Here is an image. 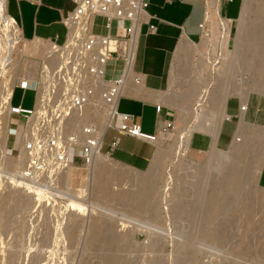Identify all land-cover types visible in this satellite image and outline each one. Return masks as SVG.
<instances>
[{
  "label": "rangeland",
  "instance_id": "374dc122",
  "mask_svg": "<svg viewBox=\"0 0 264 264\" xmlns=\"http://www.w3.org/2000/svg\"><path fill=\"white\" fill-rule=\"evenodd\" d=\"M239 4L240 0H220L221 16L236 14ZM241 7L247 10H242L239 16L243 15L246 28L240 18V28L238 19L224 24L226 47L222 56L213 53L211 44H198L201 36L188 39L189 47L172 56L166 92L171 124L157 137L149 167L138 171L104 154L98 158L102 170L111 174L110 189L98 186L99 172L93 167V157L87 164L73 161L52 181L48 177L40 179L47 182L45 187L22 178L18 168L23 156L17 155L16 150L10 154L12 133L7 130L8 125L14 128L19 124L17 117L5 113L0 129V264H108L109 261L112 264H264V187L258 181L264 163V109L253 111L249 129L238 118L237 122L242 123L238 122L240 131L237 128L236 131L243 134H234L236 139L232 138L230 148L222 150L216 142L212 143L216 125L226 117L225 112L219 113L221 109L218 112L211 107L214 104L211 95H216L219 88L227 87L228 94L222 98L225 102L240 89V97L235 96L242 98L241 102L250 95L254 99L264 98V76L250 64L251 69L245 65L239 69L232 60L237 29L239 36H249L248 23L260 29L261 49H264V0H242ZM2 17L0 13L3 28H9L8 53L42 57L49 49L50 43L20 39L17 26ZM96 20L91 17V21ZM124 25L125 22L113 21L112 31L120 32ZM206 28L212 40L220 38L221 26L215 12ZM242 40L237 43L245 56L255 57L258 45ZM0 46L3 47L2 42ZM262 52L258 53L263 61L261 70L264 69ZM19 61L11 56L12 65L24 68L37 64L26 59ZM110 72L108 65L107 75ZM33 100V89L14 88L12 104L31 107ZM256 103L260 105L259 101ZM243 105L244 101L240 106L244 111L246 105ZM221 107L225 111V103ZM259 111L262 114L257 115ZM103 116L98 119L89 113L83 120L94 118L100 126ZM205 123L209 124L207 133L201 127ZM233 126L227 123L225 132ZM259 130L263 131L260 135ZM202 135L209 139L208 146L203 150L191 148V138L199 139ZM237 143L243 146V151H248L246 162L250 167L249 173L247 166L239 168L238 194L233 196L226 193L224 181L233 165L228 152L241 149ZM156 159L157 166L153 168L151 164ZM151 169L154 170L152 188L146 193L147 203L142 210H137L127 198L119 200L117 188L123 178L134 181ZM101 194L108 200L101 199ZM211 195L212 206H209L207 200ZM207 210H215L210 221L206 220Z\"/></svg>",
  "mask_w": 264,
  "mask_h": 264
},
{
  "label": "built area",
  "instance_id": "2783aa9c",
  "mask_svg": "<svg viewBox=\"0 0 264 264\" xmlns=\"http://www.w3.org/2000/svg\"><path fill=\"white\" fill-rule=\"evenodd\" d=\"M73 1V8L62 17L66 26L63 40H50L52 44L42 57L8 53L9 28H3L0 19L3 45L0 46V129L5 113L17 117L19 127H7L12 133L10 154L12 150L22 154L18 168L22 178L40 182L44 187L48 184L40 179L54 180L73 161L89 163L101 151L103 136L109 127L142 140L156 141L159 132L171 124L166 118L158 133H147L141 130L133 113L119 111L117 107L129 75L133 74L130 80L133 83L143 81L142 74L134 70L138 35L143 23L149 32L156 29L146 12L147 1ZM91 17L98 20L91 21ZM11 18L20 28L16 19ZM113 21L125 22L120 32L112 31ZM200 26L202 29L203 22ZM11 56L37 64L24 68L12 65ZM108 65L112 72L107 75ZM114 71L118 74L112 77ZM15 87L34 90L31 107L12 104ZM5 92L6 98H3ZM160 107L156 105L157 111ZM85 111L93 117L102 111L111 120L101 129L94 118L83 120ZM117 140L115 137L112 143Z\"/></svg>",
  "mask_w": 264,
  "mask_h": 264
},
{
  "label": "crops",
  "instance_id": "0c3cea01",
  "mask_svg": "<svg viewBox=\"0 0 264 264\" xmlns=\"http://www.w3.org/2000/svg\"><path fill=\"white\" fill-rule=\"evenodd\" d=\"M146 1L149 21L155 24L156 29L153 32L147 31L146 23L140 27L134 70L142 74L143 81L138 84L127 82L126 91L119 97L117 107L119 111L133 113L134 120L140 124L142 131L158 133L162 121L170 117L167 110L168 104H166V92L170 83L169 67L177 46L183 42L189 47L188 39L195 40L201 36L198 44H211L213 53L217 56L221 55L226 47L224 24L239 18L242 0H240L236 14H224L228 18L221 16L223 14L220 13V0ZM73 6V0H5L6 12L13 16L20 25L21 29L17 27L20 39L50 44H52L50 40L57 42L63 40L66 26L62 17ZM213 12L219 18L221 26L220 38L217 40L209 37L206 28L213 18ZM203 21L205 28L201 32L200 24ZM117 74L118 72H114L111 76L114 77ZM157 104L161 105L159 111L156 109ZM240 105L241 101L235 95L229 96L225 102L226 117L221 122L217 139L218 148L222 150L229 147L234 137L240 116ZM227 123L234 125L229 132H225ZM208 125L205 123V126H201L205 127L206 133ZM106 134H108L107 137H105ZM160 134H162L161 131L158 136ZM115 137H118V140L113 144ZM208 144L209 139L203 135L199 139L191 138L190 141L191 148L195 150H203ZM156 148L155 141L142 140L109 127L105 130L100 152L105 156H110L116 162L142 171L149 167ZM258 181L264 187V163Z\"/></svg>",
  "mask_w": 264,
  "mask_h": 264
},
{
  "label": "bare ground",
  "instance_id": "6f19581e",
  "mask_svg": "<svg viewBox=\"0 0 264 264\" xmlns=\"http://www.w3.org/2000/svg\"><path fill=\"white\" fill-rule=\"evenodd\" d=\"M244 4V3H243ZM244 6V5H243ZM245 6H246V4H245ZM242 8V7H241ZM244 8V7H243ZM243 10V9H242ZM241 10V11H242ZM246 9H244L243 11L244 12H246L245 11ZM243 12V13H244ZM0 13H1V17L3 18V19H5V21L6 22H8L9 24H11V25H15V24H13V20L11 19V17L8 15V13L6 12V9H5V0H0ZM241 14V13H240ZM245 14V13H244ZM246 15V14H245ZM245 15H244V17H245ZM242 17H243V15H241ZM242 17H239L240 19H241V21L242 20H244V18L242 19ZM224 18H228V17H226L225 15H224ZM238 18V21H240V19ZM245 19H246V17H245ZM238 21H235V22H237V23H239ZM241 21H240V23L239 24H237L239 27L238 28H240V24H241ZM246 22H247V20H246ZM243 21H242V26H243ZM248 23V22H247ZM245 24V23H244ZM249 24V23H248ZM248 24H246L249 28L251 27L250 25H248ZM263 24H264V22H263ZM236 25V26H237ZM251 25H253V24H251ZM261 26V25H260ZM245 27V25L243 26V28ZM248 27H247V31H248V34L250 33V35L248 36L247 34H245V33H243V34H245V36L243 35V37H244V39L242 40V34H241V36H239V33H240V31H239V29H237L238 31H237V33H236V41H235V50H234V52H233V58H232V60L234 61V64L235 63H237V65H238V67H239V69L241 68V66H243V65H245L247 68H249V69H251V67H252V69L254 68V70L255 71H258V74L260 75V76H264V72H263V70H261L262 68H260V66H261V64H262V62L263 61H260V60H262V59H260L259 57H260V54H258V53H260L261 51H264V49L262 50L261 48H262V46H261V44H262V41H263V38H262V36H261V32L258 30V28H257V26L256 27H251L252 28V30H251V32H249L250 30H248ZM204 28H205V24H204V21H203V27H202V29H201V32L204 30ZM242 28V27H241ZM246 28V27H245ZM245 30L246 29H243V31L245 32ZM242 31V30H241ZM242 31V32H243ZM247 33V32H246ZM247 35V36H246ZM244 41L245 43H251L252 41L254 42V43H256L257 45H258V49H259V51L256 53V54H254V56L255 57H253V58H247L246 56H245V54L243 53V49L241 48L242 46H240L237 42L238 41ZM243 42V43H244ZM239 43H241V42H239ZM238 46V47H237ZM244 48V47H243ZM183 50V49H187V44H185V43H183V42H180L179 43V45L177 46V50H176V53L179 51V50ZM182 52V51H181ZM175 53V54H176ZM262 53H264V52H262ZM179 55V54H178ZM175 60V59H174ZM226 60V59H225ZM232 61V62H233ZM235 61H237V62H235ZM226 62H228V61H226ZM229 64V63H228ZM230 64H231V62H230ZM249 64L251 65V67L249 66ZM253 65H254V67H253ZM230 66H232V65H230ZM229 66V67H230ZM234 66V65H233ZM236 67V65L233 67L235 70L237 69V68H235ZM223 72V71H222ZM132 75L133 74H130L129 75V77H130V79L128 80V82L131 80V77H132ZM260 76H258L259 77V79L261 78L262 79V77H260ZM264 78V77H263ZM241 81V80H240ZM239 86H241V85H239ZM238 86V87H239ZM126 86L122 89V93H124L126 90ZM242 92V89H240V91L239 90H237L234 94L235 95H237V96H239L240 97V93ZM248 92V91H247ZM8 93V92H7ZM217 93V94H216ZM215 94L216 95H211L212 96V98H213V100L214 101H216V102H214V101H212V103H214V104H212L211 105V107H214V109H217L216 111H220V109H221V112H219V113H223L224 114V110H222V108L223 107H221V104H223V106H224V103H225V101L224 100H222V98H225L226 96H227V94H228V92H227V87L226 86H224V87H222V88H219V90H217V92H216ZM214 94V93H213ZM255 94H257V93H255ZM160 95V94H159ZM158 95V96H159ZM252 95H250V97L249 98H247L246 97V99L245 98H243L244 100H242V102H241V104L243 103V101H244V105H246L245 106V108H244V111L241 109V107H240V116H239V119H242V122H244L243 124L248 128V126H249V121H251V115H253V111H255V113H256V110L257 109H264V104L262 103V101H264V98L262 99V98H260L259 96L258 97H256L255 96V99L254 98H252L251 97ZM3 98H6V92H5V94L3 95ZM211 98V99H212ZM215 98V99H214ZM221 98V99H220ZM219 99L220 100H222V101H224V103L221 101V102H219ZM240 99V101H241V99L242 98H239ZM248 102V104L246 103V102ZM256 101L258 102L259 101V103H260V105H257V103H256ZM214 105V106H213ZM243 105V106H244ZM241 106V105H240ZM215 111V112H216ZM223 111V112H222ZM264 111V110H263ZM261 113V111H259V113H257V115H259ZM264 113V112H263ZM102 114H104L102 111L101 112H99L98 113V115L96 116V117H98V119L101 117V115ZM222 114V115H223ZM262 114V113H261ZM89 115V112H87V111H85V114H84V118H86L87 116ZM216 115V114H215ZM217 115H218V113H217ZM221 115V116H222ZM219 116V115H218ZM104 118H103V122L102 123H100V127H101V129L105 126V124L107 123V122H109L110 120H111V118H110V116H108V115H106V114H104V116H103ZM83 118V119H84ZM217 118V117H216ZM221 117H219L218 118V120L220 119ZM221 121H222V119H221ZM221 121L216 125V127H215V132L213 133L214 135V138H215V140L214 141H212V143L214 142H216L217 143V139H218V135H219V131H220V127H221ZM239 122V121H238ZM241 122V121H240ZM239 122V123H240ZM241 122V123H242ZM238 124V123H237ZM243 124H241V125H243ZM240 125V126H241ZM245 126H244V128H245ZM243 127V126H242ZM240 129V127H238L237 128V130H239ZM249 129V128H248ZM259 129V128H258ZM257 129V130H258ZM240 131V130H239ZM260 131V130H259ZM258 131V132H259ZM237 132L238 131H236L235 132V135L237 134ZM263 132V131H262ZM261 131L259 132V135L262 133ZM239 134H240V132H238ZM241 134H243L242 132H241ZM240 134V135H241ZM212 136V137H213ZM188 137V136H187ZM233 139H236V137L234 138L233 137ZM260 139V138H259ZM235 141V140H234ZM233 141V142H234ZM156 142V141H155ZM236 142H237V140H236ZM242 142V141H241ZM231 143V142H230ZM235 143V142H234ZM240 143V142H239ZM240 144H242V143H240ZM244 144V143H243ZM232 145V144H231ZM233 145H235V144H233ZM236 146V145H235ZM234 146V148H236ZM214 147V146H213ZM237 147H241V149L239 148V150H238V148L236 149V150H238V154L236 153L235 154V152H236V150L234 151V150H231L233 153H231V151L230 152H228L229 154H231V156H232V160H233V165H232V171L230 172V174H229V176L227 177V179L224 181V185H225V189H226V193L227 194H230V195H233V196H236L237 194H238V186H239V184H240V179H239V173H238V171H239V168L240 167H242V166H247V171H248V173H249V165L247 164V159H248V151L246 152V150L245 151H243V149H242V147L243 146H238V143H237ZM230 148V147H229ZM231 148H233V146L231 147ZM245 148V147H244ZM241 150V151H240ZM228 151V150H227ZM233 154V155H232ZM102 155L103 154H101L100 153V151L99 152H97V153H95L94 155H93V161H94V165H93V167L95 168V169H98V172H99V174H98V186H102V185H105V187H106V189H110V186L108 185V180H109V176H111V174H107V171H104V170H102L103 168V166H102V164H101V162L100 161H98L99 159L98 158H101L102 157ZM158 155H159V153H158ZM156 157H158V156H156ZM154 158V157H153ZM158 159V158H157ZM157 159L154 161L155 163L154 164H151L152 166L151 167H153V168H155L156 166H157ZM230 161V160H229ZM90 162H91V160H90ZM230 162H232V161H230ZM153 163V162H152ZM93 164V163H92ZM152 168V169H153ZM151 169V170H152ZM153 173H154V170H152L151 172H149V173H147L146 175H143V176H137V178L133 181H129V180H127V179H125V178H123V181H122V183L121 184H119V187L117 188V195H118V198H119V200H122V199H125V198H127V199H129V200H131V201H133L134 202V207L137 209V210H142L144 207H145V205H146V203H147V192L148 191H151V188H152V186L150 187V183L152 182V177H153ZM207 176V175H206ZM112 180V179H111ZM113 181V180H112ZM114 182V181H113ZM244 183V182H243ZM114 184V183H113ZM113 184H112V186H113ZM111 186V187H112ZM203 186V185H202ZM99 190H97L96 191V194H97V196H99ZM102 195V194H101ZM101 197V199H105V200H108V198L107 197H105V195H102V196H100ZM212 198H213V195H211V197L210 198H208V200H207V203H208V205L210 206H212ZM201 206V205H200ZM205 208V207H204ZM215 210H211V211H209V210H207L206 211V220L207 221H210V219L212 218V216H213V212H214ZM119 241V240H118ZM108 264H112V262H108Z\"/></svg>",
  "mask_w": 264,
  "mask_h": 264
}]
</instances>
